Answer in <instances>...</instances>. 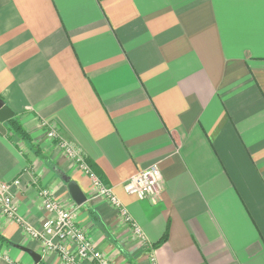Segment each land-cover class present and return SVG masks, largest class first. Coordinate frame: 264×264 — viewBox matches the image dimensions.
Masks as SVG:
<instances>
[{
	"label": "crops",
	"instance_id": "1",
	"mask_svg": "<svg viewBox=\"0 0 264 264\" xmlns=\"http://www.w3.org/2000/svg\"><path fill=\"white\" fill-rule=\"evenodd\" d=\"M0 182L36 229L50 190L112 264H264V0H0ZM111 187L150 247L45 136ZM156 201L123 183L151 165ZM70 179L86 200L67 193ZM0 264H62L0 209ZM17 249L18 251H14ZM83 264H93L85 261Z\"/></svg>",
	"mask_w": 264,
	"mask_h": 264
},
{
	"label": "built area",
	"instance_id": "2",
	"mask_svg": "<svg viewBox=\"0 0 264 264\" xmlns=\"http://www.w3.org/2000/svg\"><path fill=\"white\" fill-rule=\"evenodd\" d=\"M41 127L45 128V136L55 141L56 145L62 150L74 164L77 165L85 175L90 177L94 192L100 198L107 200L117 211L120 221L129 226L132 236L137 240L139 246L150 247L146 241V236L139 225L130 216L131 214L121 204V201L112 191L111 187L104 184L96 176L81 153L66 142L54 128L46 121L41 122ZM38 179L31 177L32 185L37 188V195L41 202L46 217L43 219L39 228L33 227L28 221L17 212V203L14 199V190L20 187V179L15 178L9 182H0V209L5 216L19 224L26 234L39 241L43 251L56 254L62 264H83L91 261L93 264H112L107 256L95 248L84 229L75 223L73 212L61 206L56 198L50 194V190L40 186ZM162 177L157 165H151L145 169L135 172L123 183L126 194L136 199H150L156 201L162 188ZM149 264H156L154 255L149 253ZM11 264H19L10 261Z\"/></svg>",
	"mask_w": 264,
	"mask_h": 264
},
{
	"label": "water",
	"instance_id": "3",
	"mask_svg": "<svg viewBox=\"0 0 264 264\" xmlns=\"http://www.w3.org/2000/svg\"><path fill=\"white\" fill-rule=\"evenodd\" d=\"M13 116H14V112L9 107H7L4 103H2V101L0 100V122H5L9 120V118H12ZM66 181H67L66 188L68 191L67 193L71 196V198L77 205H81L86 200L85 195L81 193L82 191L79 189L76 182L70 179H67ZM13 247L29 255L30 259H32L34 264L39 263L41 256L40 254L36 253L32 249L27 248L25 246H21V245H16V244H14Z\"/></svg>",
	"mask_w": 264,
	"mask_h": 264
},
{
	"label": "trees",
	"instance_id": "4",
	"mask_svg": "<svg viewBox=\"0 0 264 264\" xmlns=\"http://www.w3.org/2000/svg\"><path fill=\"white\" fill-rule=\"evenodd\" d=\"M8 128L10 130H12L11 132L13 133H17L19 134L22 138H26V132L23 131L22 127L20 126V124L18 123V121L16 119H14V117L9 118V120L6 121ZM0 241L2 242H7L9 244H11L8 240H6L5 238L0 236Z\"/></svg>",
	"mask_w": 264,
	"mask_h": 264
},
{
	"label": "rangeland",
	"instance_id": "5",
	"mask_svg": "<svg viewBox=\"0 0 264 264\" xmlns=\"http://www.w3.org/2000/svg\"><path fill=\"white\" fill-rule=\"evenodd\" d=\"M41 124V123H40ZM44 128V127H43ZM45 129V128H44ZM44 131V130H43ZM15 252L18 251L17 249H13Z\"/></svg>",
	"mask_w": 264,
	"mask_h": 264
}]
</instances>
